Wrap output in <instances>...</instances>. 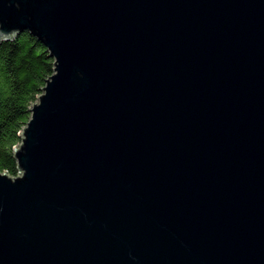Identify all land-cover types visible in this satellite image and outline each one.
I'll return each mask as SVG.
<instances>
[{"label": "water", "instance_id": "obj_1", "mask_svg": "<svg viewBox=\"0 0 264 264\" xmlns=\"http://www.w3.org/2000/svg\"><path fill=\"white\" fill-rule=\"evenodd\" d=\"M54 59L0 171V264H264V0H0Z\"/></svg>", "mask_w": 264, "mask_h": 264}, {"label": "trees", "instance_id": "obj_2", "mask_svg": "<svg viewBox=\"0 0 264 264\" xmlns=\"http://www.w3.org/2000/svg\"><path fill=\"white\" fill-rule=\"evenodd\" d=\"M54 74V59L29 32L0 43V171L18 174L14 157L33 104Z\"/></svg>", "mask_w": 264, "mask_h": 264}]
</instances>
